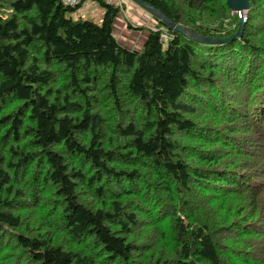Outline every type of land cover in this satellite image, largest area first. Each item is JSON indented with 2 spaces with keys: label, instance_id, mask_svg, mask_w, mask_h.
<instances>
[{
  "label": "trees",
  "instance_id": "1",
  "mask_svg": "<svg viewBox=\"0 0 264 264\" xmlns=\"http://www.w3.org/2000/svg\"><path fill=\"white\" fill-rule=\"evenodd\" d=\"M90 1L0 0V264H264V0Z\"/></svg>",
  "mask_w": 264,
  "mask_h": 264
},
{
  "label": "rangeland",
  "instance_id": "2",
  "mask_svg": "<svg viewBox=\"0 0 264 264\" xmlns=\"http://www.w3.org/2000/svg\"><path fill=\"white\" fill-rule=\"evenodd\" d=\"M85 3V2H84ZM83 3V4H84ZM86 3L90 4L91 1L90 0H87ZM123 4L125 6L122 7L123 8V11H124V16L123 18L124 19H127V20H124V22L126 23L127 26H131L130 22L132 21V25L135 26V22L136 21V13H135V10L138 8L140 9L141 11L144 12V10H142V8H139L137 5H135L134 3L128 1V0H123ZM115 6H117L115 4ZM137 7V8H136ZM83 8V5L82 7ZM84 10H80V11H76V12H73L70 14L71 18L75 21V20H78V19H82V20H92L95 24L97 25H101L102 23V15H103V10L102 8L100 7H96L95 9V13L94 14H88L86 16L85 13H83ZM242 16L245 18V13L242 14ZM134 21V23H133ZM139 27V26H138ZM141 27V26H140ZM142 27H145V26H142ZM131 29L128 28V30H134L135 28H132V26L130 27ZM147 28L149 27H145V29L142 31L143 33L147 30ZM115 30V28H114ZM132 33L129 32V35H131ZM114 36L116 37L117 36V42L119 43L120 46L122 47H125V48H130L129 50L131 51H137L139 50L140 47H142V44L145 40V36H143V42H142V38L137 35L136 37H134L131 41L130 39H128L126 36H123L122 39H120V33H117V30L116 32L114 33ZM166 45H163V47H165Z\"/></svg>",
  "mask_w": 264,
  "mask_h": 264
},
{
  "label": "water",
  "instance_id": "3",
  "mask_svg": "<svg viewBox=\"0 0 264 264\" xmlns=\"http://www.w3.org/2000/svg\"><path fill=\"white\" fill-rule=\"evenodd\" d=\"M128 1L134 3L139 8H142L145 11H147L146 13L153 16L155 19H157L158 21L163 23L168 28L175 30L176 32H179L182 35L187 36V34L182 29H180V28L176 27L175 25H173L172 23H170L164 16H162L160 13H158L154 9L146 7L139 0H128ZM226 5H227V8L229 9V11L231 13H235V14L239 15V17H240L239 29L234 36H232L228 39H223V40L209 39V38L198 37V36H194V37L193 36H187V37L191 40H194V41H197V42H200L203 44H211V45L223 44V43H226L230 40L238 39L242 34V30H243V26H244V17L242 16V14L246 13L248 11L249 0H226Z\"/></svg>",
  "mask_w": 264,
  "mask_h": 264
},
{
  "label": "crops",
  "instance_id": "4",
  "mask_svg": "<svg viewBox=\"0 0 264 264\" xmlns=\"http://www.w3.org/2000/svg\"><path fill=\"white\" fill-rule=\"evenodd\" d=\"M96 7H97V5L94 4L93 2H91L90 4L85 2L83 4V8L81 10L85 9V11H83V13H85L86 16H87L88 14H94ZM123 7L125 8L124 4H123ZM135 13H136V21L137 22H135V26L132 25V21L130 22L131 23L130 25L132 26V28H135V27H138V26L139 27L140 26L141 27L145 26V27L152 28L154 26V22H153L152 18L150 17V15L148 13H146L145 11L143 12V11H141L138 8L135 10ZM124 20H127V19H124L123 16L121 15V13H119L117 18L115 19V22H114V28H115L114 33L117 30V33H120V39H122L123 36H126L128 39H130V41L134 37L139 35L142 38V42H143V36L146 37V34L143 33L142 31L128 30V26L126 25V23H125L126 21L124 22ZM133 23H134V21H133ZM129 32L132 33V34L129 35ZM115 38H116V40L118 39L117 36ZM128 49H130V48H128Z\"/></svg>",
  "mask_w": 264,
  "mask_h": 264
},
{
  "label": "built area",
  "instance_id": "5",
  "mask_svg": "<svg viewBox=\"0 0 264 264\" xmlns=\"http://www.w3.org/2000/svg\"><path fill=\"white\" fill-rule=\"evenodd\" d=\"M61 4L65 7H69V8H77L78 7V11H80L82 8V5L84 3L85 0H60ZM123 0H108L109 3L113 4V5H117L121 10L120 13L122 16H124V11H123ZM166 41V36L162 35L160 38V42L161 43H165Z\"/></svg>",
  "mask_w": 264,
  "mask_h": 264
},
{
  "label": "bare ground",
  "instance_id": "6",
  "mask_svg": "<svg viewBox=\"0 0 264 264\" xmlns=\"http://www.w3.org/2000/svg\"><path fill=\"white\" fill-rule=\"evenodd\" d=\"M150 1V0H149ZM239 132V131H238Z\"/></svg>",
  "mask_w": 264,
  "mask_h": 264
}]
</instances>
